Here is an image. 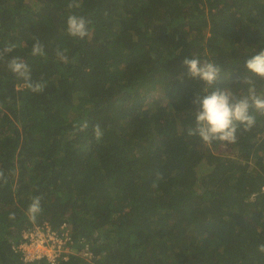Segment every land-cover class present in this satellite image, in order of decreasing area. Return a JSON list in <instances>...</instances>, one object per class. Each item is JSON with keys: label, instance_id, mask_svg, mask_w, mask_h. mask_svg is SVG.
<instances>
[{"label": "trees", "instance_id": "16d2710c", "mask_svg": "<svg viewBox=\"0 0 264 264\" xmlns=\"http://www.w3.org/2000/svg\"><path fill=\"white\" fill-rule=\"evenodd\" d=\"M70 2L0 0V49L16 45L0 60V264H51L20 249L46 224L67 232L57 264H264V115L253 110L234 143L189 136L205 84L183 65L214 61L212 87L243 94L264 0ZM72 14L90 21L84 39L66 32ZM12 57L43 92L8 69Z\"/></svg>", "mask_w": 264, "mask_h": 264}, {"label": "clouds", "instance_id": "9594fccd", "mask_svg": "<svg viewBox=\"0 0 264 264\" xmlns=\"http://www.w3.org/2000/svg\"><path fill=\"white\" fill-rule=\"evenodd\" d=\"M79 6L80 4L77 0H72L68 4L69 8ZM89 23L90 21L84 16L69 15L66 20V32L73 38L84 39L89 35ZM33 40L31 54L33 56H43L45 54L43 44L35 37H33ZM15 47V44H9L0 49V60H4ZM66 53L67 49H61L59 47L55 49L56 57L64 63L69 62ZM244 64L247 74L242 78L240 84L247 85V88L241 94L228 88L221 89L212 87L214 83L220 80L221 73V68L214 61L201 60L199 56L195 55H192L191 59L185 58L183 60V65L187 68V75L205 84V87L202 89V94H197L192 101L194 105L195 123L194 127L188 129L189 136H198L205 143H211L213 141L234 143L236 142V134L239 128L242 127L244 131H249L255 125L256 118L252 114L253 110L260 115H264V92H258L256 86V79L264 80V47H260L254 54L248 56ZM7 67L18 79L23 80L24 86L32 92L41 93L44 91V83L33 82L31 69L21 58L12 57L7 61ZM87 127L88 125L85 122L79 125L76 130L82 132ZM94 133L97 138L103 134L99 125L94 126ZM6 182L7 177L0 170V183ZM41 211L40 197H34L28 207L30 218L35 220L37 214ZM37 229H42L43 231L50 229L60 238H63L65 236L64 233H66L64 231L59 233L47 224L45 227L35 228V230ZM39 245L45 248V250L39 251L37 249ZM50 248H52V243L50 242L44 244L26 239L20 245L25 261L46 258L53 264L49 260L48 255ZM257 250L259 253L264 254V244H260ZM37 254L40 256H36ZM33 255L35 257L32 258ZM60 256L61 252L54 264H57Z\"/></svg>", "mask_w": 264, "mask_h": 264}, {"label": "built area", "instance_id": "2783aa9c", "mask_svg": "<svg viewBox=\"0 0 264 264\" xmlns=\"http://www.w3.org/2000/svg\"><path fill=\"white\" fill-rule=\"evenodd\" d=\"M64 235H67V232L64 233ZM25 238H30L32 241H38L41 243H52V248L49 250V260L54 264L57 261V257L60 255V252L63 249V246L66 242V238H60L55 232L51 231L50 229H47L46 231H43L42 229H37L34 232H31L30 234H25ZM40 256V255H36ZM35 257V255L32 256V258Z\"/></svg>", "mask_w": 264, "mask_h": 264}, {"label": "rangeland", "instance_id": "374dc122", "mask_svg": "<svg viewBox=\"0 0 264 264\" xmlns=\"http://www.w3.org/2000/svg\"><path fill=\"white\" fill-rule=\"evenodd\" d=\"M154 96H156V97H160L162 100H165V98H163V96L160 94V91H157V92L154 94ZM34 244H36V243H34ZM34 244H33V245H34ZM37 249H38L39 251H43V250H45V248H42L40 245L37 246Z\"/></svg>", "mask_w": 264, "mask_h": 264}]
</instances>
